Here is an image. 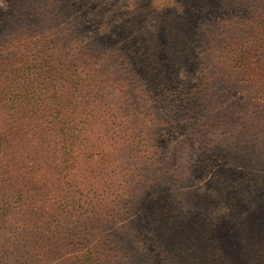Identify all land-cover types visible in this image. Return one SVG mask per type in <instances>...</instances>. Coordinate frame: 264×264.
Here are the masks:
<instances>
[{"label": "rangeland", "instance_id": "1", "mask_svg": "<svg viewBox=\"0 0 264 264\" xmlns=\"http://www.w3.org/2000/svg\"><path fill=\"white\" fill-rule=\"evenodd\" d=\"M219 1L0 0V73L14 56L39 59L41 45H81L96 26L145 51L148 81L164 83ZM223 74L219 98L242 112L229 122H179L154 93L136 117L101 90L94 100L117 122L85 127L73 167L38 171L25 158L1 170L0 264H264V85Z\"/></svg>", "mask_w": 264, "mask_h": 264}, {"label": "trees", "instance_id": "2", "mask_svg": "<svg viewBox=\"0 0 264 264\" xmlns=\"http://www.w3.org/2000/svg\"><path fill=\"white\" fill-rule=\"evenodd\" d=\"M219 2L218 12L187 38L188 58L177 68L165 63L164 83L148 81L137 60L145 51L96 26L83 28L81 45L62 51L41 45L39 59H7L0 73V171L23 166L25 158L38 171L73 167L85 145V127L117 122L114 109L94 100L101 90L123 97L116 109L136 117L144 113V96L150 93L162 97L155 108L180 113L179 122H229L226 115L242 113L228 94L220 100L224 82L219 79L224 73L264 85V0ZM125 30H120L123 37ZM6 50L1 46L0 54Z\"/></svg>", "mask_w": 264, "mask_h": 264}]
</instances>
